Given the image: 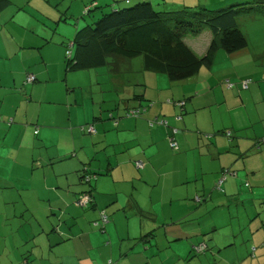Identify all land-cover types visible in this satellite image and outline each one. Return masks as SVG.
<instances>
[{
    "label": "crops",
    "instance_id": "1",
    "mask_svg": "<svg viewBox=\"0 0 264 264\" xmlns=\"http://www.w3.org/2000/svg\"><path fill=\"white\" fill-rule=\"evenodd\" d=\"M65 1L9 0L0 9V190H6L1 193L6 195L15 188L11 196L35 218L25 230L18 229L21 223L13 225L9 233L5 227L0 230V264H179L189 248L207 242L205 235L218 229L216 219L223 213L214 216L210 196L229 218L225 210L230 209L225 204L228 200L238 198L246 206L253 204L256 211L242 225L250 231L242 241L239 258L232 253L238 254L236 239L224 245L218 233L211 235V245L219 251L222 246H232L223 261L264 264V100L254 109L247 105V99L256 93L264 99V83H259L264 62L257 69L247 61L256 56H250L249 44L226 52L232 61L223 69L236 63L254 67L250 78L256 83L247 90L224 87L233 80L242 88V65L235 66L232 79L225 80L224 75L214 74L212 63L198 74L176 81L180 84L169 85L170 90L158 84L163 91L149 93V74L145 72L154 71L142 67L144 79L134 84L137 89L108 99L99 90L101 99L96 101L87 96V85L76 80L87 70L68 68L66 43L72 42L77 29L95 20H80L89 2H96L102 12L142 0ZM148 1L159 10L208 4L213 6L210 8H215L212 4L225 8L241 3L248 7L249 2ZM255 1L256 7L264 6V0ZM186 40L204 55L212 32L204 42ZM200 43L203 47L198 52ZM31 74L36 76L33 82L28 81ZM106 100L112 106L105 107ZM178 100L185 104L175 103ZM162 118L169 119L168 126L160 122ZM221 130L231 131L234 138L218 134ZM171 138L177 148L171 146ZM25 148L32 150L31 158L23 153ZM38 161L41 165L35 167ZM138 161L142 167L137 166ZM226 172L220 192L216 185ZM86 174L97 177L86 181ZM41 179L49 194L45 199L28 197L29 188L44 185ZM83 194L92 196L90 205L78 204ZM41 200L47 204L40 207ZM102 211L110 222L105 233L94 226ZM193 213L200 214L189 218ZM52 214L56 216L50 217ZM200 219L207 221L200 226ZM152 221L155 227L150 226ZM183 222L185 237L178 226ZM120 228L125 229L123 235L118 234ZM158 233L162 237L156 241ZM171 247V253H163ZM247 250L252 252L249 257L244 254Z\"/></svg>",
    "mask_w": 264,
    "mask_h": 264
},
{
    "label": "trees",
    "instance_id": "2",
    "mask_svg": "<svg viewBox=\"0 0 264 264\" xmlns=\"http://www.w3.org/2000/svg\"><path fill=\"white\" fill-rule=\"evenodd\" d=\"M8 2L0 0V9ZM243 4L159 10L150 1L142 0L102 11L93 22L77 29L72 42L66 43L68 68L90 69L109 64L113 72L127 71L131 59L143 56L145 70L166 74L175 82L190 78L203 67H210L219 49L232 53L248 46L239 19L260 11L264 16V6L245 7ZM95 9L94 2L88 8L85 6L83 16ZM206 29L212 32V40L207 52L199 55L186 39ZM162 120L167 121L164 125L168 126L169 121ZM228 137L233 139L234 134L231 132ZM203 243L206 247L200 253L209 249V245Z\"/></svg>",
    "mask_w": 264,
    "mask_h": 264
},
{
    "label": "rangeland",
    "instance_id": "3",
    "mask_svg": "<svg viewBox=\"0 0 264 264\" xmlns=\"http://www.w3.org/2000/svg\"><path fill=\"white\" fill-rule=\"evenodd\" d=\"M66 1H68V0H66ZM247 2H248V6L251 4L256 6V4H257V2L255 0H247ZM94 3L97 5L96 2H94ZM91 4H92V2H89L88 4H86V8L90 7ZM117 4L121 5L120 3H117ZM128 5H132V3L128 4ZM212 5H216L215 8H220V6H218V4H212ZM207 7L210 8L213 6H210V4H208ZM74 8H76L75 5H73V9ZM91 14H94V15L91 17L88 14H86L87 16L80 15V20H82V23L86 22L85 21L86 19L90 21L92 19H95L96 17H99L100 8L97 10H93V12ZM75 21H76V17H74L72 19V22H75ZM239 23H240L241 29L243 30V32L247 36V39L249 40V47L248 48H250V50L253 51L250 56H253L254 53L257 56V57L255 56V58H253V57L248 58L247 57V61L250 64H254L255 68L259 69V68H261L260 65L262 66L263 62H264V16H263V12L260 11V12L254 13L252 15L243 16L239 19ZM191 36H194V35H189L187 37L189 41L199 39V41L204 42L210 36V30L203 31V33L199 37H194V38L190 39ZM197 47L200 48V49L199 48L197 49V51L200 52L201 47H203V45L200 43L199 46H197ZM231 61H232V59L230 57L226 58V51L223 49H219V51L216 54V58L214 59V62H213V66L215 67V70H216V72H214V74L216 76L224 75L223 79H225V80L232 79L231 75L235 73V66L236 65L235 66L230 65V66L225 67L224 69L222 68V66L226 65L227 62H231ZM236 64H238L236 66L237 68H240V66L242 65L241 71L243 72V74H245L243 79H241V81H240L242 88L237 87L236 86L237 83L234 82L233 80H230V82H228L229 86L225 81L226 84H224V87H226L227 89H230L232 91L247 90L248 87L252 88V86L256 83V81L252 82L253 81L252 79H254L253 76H251V78H250V75H252L254 73V72H252V70H254V67L247 66V65H244L242 63H236ZM142 67H143V56H138V57H135V58L130 60V69L127 71H124V69H122L123 71L121 70L120 72H113V71H111V66L109 64H107L104 66L94 67V68H90V69H83V70H87V71H84L85 73H80L82 75H78L76 80H79L81 84L87 85V87H86V90L88 91L87 96L88 97H95L96 101H99L101 99L99 96V90L102 91V94H104L106 96V98L107 97L110 98L111 96L121 97V95H125L129 91L137 89L138 87L136 88L134 84H136L137 80L142 81V79H144L145 73L149 74V77L147 78L148 92L149 93L162 92L163 88H159L157 86L158 84L165 85V88L167 90H170L169 85L175 86L177 84H180V82L176 83L175 81H171L168 78V76L165 74L154 73V72H150V71L145 72ZM228 67H230L229 70H228ZM205 69H207V67H205ZM261 79L262 80H260L259 83L260 82L264 83V74L261 75ZM100 81L102 83L98 84ZM167 99H169V98H167ZM174 100L175 99H173L171 101L172 104H174ZM247 100H248L247 105L251 109H254L256 106L262 105L264 99H263V97H260L256 93V94H254V96L251 95V97ZM179 101H181V100H178L175 103L179 104L178 103ZM167 102H168V100H167ZM98 104H101V103H98ZM108 105L112 106V102H110L109 100H106V103L104 104V106L106 107ZM166 119L169 121L168 118H166ZM223 131L224 132H222V130L219 131L218 134L224 135L226 133L227 136L231 134V132L228 130H223ZM228 132H230V134H228ZM23 153L26 156H28V158H31L30 156L32 155L33 152L31 149L25 148V149H23ZM35 157L37 158L39 156H35ZM40 165H41L40 161H38L36 163L35 167L40 166ZM36 170H38V169H36ZM226 171H228V172L230 171L231 174L236 175L235 171H231L230 169H227ZM42 174H43V172H42ZM226 174H227V172L225 173V175H223V177L221 179L222 181L216 185V190H218L220 192L223 190L221 185H222V182L224 181L225 177H227ZM91 175L93 176V178L97 177V174H91ZM26 178H29V177L27 176ZM84 180H86V179H84ZM41 182H42V179H41ZM43 184L44 185H42V186L35 185L33 190L31 188H29L31 192H28L27 196L33 198L37 195V196H41L42 197L41 199H45V198H43V196H45V195L47 196V194H49V193L47 192L46 183L44 182ZM246 184H248V183H246ZM246 186H249V185H246ZM14 190H15V188L9 190L8 192L5 193L6 195L1 194V193H4L6 190L5 191L0 190V230H1V232H3V229L5 227V232L9 233L11 231L13 225L18 226L19 223H21L22 226L18 227V229L21 228L23 230V228H24V230H25V228H27V227L30 228L28 223L29 222L34 223V220H35L34 216L32 215L31 210L30 209L27 210V206H25L22 209V204L15 202V197L11 196V193H10V192H13ZM248 190H250V187L248 188ZM8 193H10V194H8ZM208 196H210V195H208ZM194 199H195V197H194ZM17 200H18V198H17ZM210 201H213L212 203H210V209H212L214 211V216H216L217 213H219V212L223 213V215H218L219 220L216 219L217 223H218L217 224L218 229L216 231L215 230L211 231L210 236L205 235V237H207V242L209 243L210 247L207 251H205L203 253H200V251H198L196 248L194 250H193V248H192V250H191V248H189L188 253L185 254L181 260L177 259L179 261V264H237V262H235V261L234 262H228L226 260L223 261L224 258L227 257V255L232 251V249H229V248H232V246H227V247L222 246V248H221L222 250L219 251V249H216V247L211 245V240H210V238L212 239L211 235L218 233L217 234L218 239L224 245H228V243H229L228 241H230V240L234 241V239H236V245L238 247V251H237L238 254H236V252H232V253L234 254L233 257H236V259L239 258V254H240L239 251L240 252L242 251L241 247L243 246L242 241L246 239L245 236L247 235V230L250 231L248 228L247 229L243 228L242 225H245L246 223H248L249 219L256 213V211L253 209V204H247V206H246L245 204H242V201L241 200L239 201L238 198H237V200H228V202H225V204H226V206L230 207V209L228 210L225 208V210L229 211V213H230V218H229L228 216H225L226 212L221 210L222 207L220 206V203H218V201L215 200V198L213 200H211V196H210ZM237 201H239V202H237ZM39 204L41 207L42 204L46 205L47 203L44 202V200H41L39 202ZM90 204H88V205H90ZM29 205L31 206V204H29ZM40 211L43 212V210H41V208H40ZM261 212L264 213V207L262 208ZM251 213H252V215H251ZM98 214H99V218L96 222H94V226H96V229L99 232L105 233L104 228L107 227L110 222H109V220L107 222H103V220L101 218V212H99ZM197 214H200V213H193V214H191V216H188V217L191 218L193 215L197 216ZM55 216H53V214H52L50 217L53 218ZM8 218H10V219H8ZM6 219H8V220H6ZM161 219H163V218H160L159 221H161ZM184 219L185 218H183L181 220V222ZM48 220H49V218H48ZM6 221H8L9 224H6ZM168 221H170V219ZM206 221H207V219H205V220L200 219L199 225L202 226L203 224H205ZM58 222L59 221L57 220V223ZM152 222L154 224H152L150 226L155 227L157 225L156 222H154V221H152ZM184 224L185 223L183 222V223L178 225V226L182 227V229H181L182 233L184 231V229H183ZM208 224H210V222H208L207 225ZM247 226H249V224ZM212 228L213 227L210 226L209 231ZM40 230H41V227H40ZM122 231L124 232L125 229L120 228L119 229L120 233L118 232V234L123 235ZM39 232H41V231H39ZM177 233H179V232H177ZM232 234H234L236 236L233 237ZM183 236L185 237L184 233H183ZM161 237H162V235L160 233H158L156 235L155 240L158 241V239H161ZM189 237H191V236H189ZM191 238H195V237H191ZM107 239H108V237H107ZM118 240H119V238H118ZM198 241H201L199 237H198ZM203 242H205V240ZM208 243H207V245H208ZM199 245H197V246H199ZM115 246H117L116 242H115ZM197 246H195V247H197ZM172 251H173V247H171V249L165 250L163 253H166V252L171 253ZM251 253H252L251 251L247 250V252H245L244 254H245V256L249 257V256H251ZM263 256L264 255H262L261 257H263ZM39 264H42V263L39 262Z\"/></svg>",
    "mask_w": 264,
    "mask_h": 264
},
{
    "label": "built area",
    "instance_id": "4",
    "mask_svg": "<svg viewBox=\"0 0 264 264\" xmlns=\"http://www.w3.org/2000/svg\"><path fill=\"white\" fill-rule=\"evenodd\" d=\"M35 79H36V77L33 74H31V75L28 76V81L33 82ZM184 103H185L184 101H180L179 102L180 105H184ZM133 113L134 114H137V110H134ZM160 122L163 123V124H166L167 123V121H164V120H161ZM93 129L94 128L91 126L90 127V131H92ZM228 134H230V132H228ZM170 142H171V146L173 148H177L178 147V144H177V142L175 141L174 138H171L170 139ZM136 164L139 167H142V165H143L142 161H138ZM85 177H86L85 178L86 181H90L93 178V176L91 174H86ZM92 200H93V198H92L91 195H89V194H83L80 197V199L78 200V204H80L82 206H86V205L90 204ZM101 218H102L103 222H107L109 220V216L106 214L105 211H102L101 212ZM205 247H206V244L205 243H201L199 246L196 247V249L201 252L202 250L205 249Z\"/></svg>",
    "mask_w": 264,
    "mask_h": 264
}]
</instances>
